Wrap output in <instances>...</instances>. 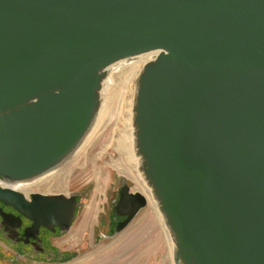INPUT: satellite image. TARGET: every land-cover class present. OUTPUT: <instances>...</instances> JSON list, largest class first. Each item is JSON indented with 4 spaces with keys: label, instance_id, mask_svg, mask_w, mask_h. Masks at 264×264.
Instances as JSON below:
<instances>
[{
    "label": "water",
    "instance_id": "water-1",
    "mask_svg": "<svg viewBox=\"0 0 264 264\" xmlns=\"http://www.w3.org/2000/svg\"><path fill=\"white\" fill-rule=\"evenodd\" d=\"M152 52L136 148L175 264H264V0H0V181L63 165L93 124L107 68ZM0 200L60 233L78 207L75 195L29 203L2 186ZM147 205L124 190L114 234Z\"/></svg>",
    "mask_w": 264,
    "mask_h": 264
},
{
    "label": "rangeland",
    "instance_id": "rangeland-1",
    "mask_svg": "<svg viewBox=\"0 0 264 264\" xmlns=\"http://www.w3.org/2000/svg\"><path fill=\"white\" fill-rule=\"evenodd\" d=\"M117 105L118 102L114 106L115 112ZM114 126V121L110 122L97 138L93 137L87 147L89 156L82 152L73 162L78 166L70 169L75 170L70 180V190L79 196V202L69 232L59 233L57 238H54L53 245H50L58 249L55 256L57 260L46 261L43 258L26 256L22 258L30 260L18 259V249L0 238V264L172 263L165 232L152 207L149 208L148 205L122 232L109 235L101 232L105 223L108 221L109 224L111 220L110 205L119 185L117 171L106 164L118 158L113 146L105 150L111 141ZM98 152L104 154L96 159L94 156ZM66 172L55 181L60 185V190L64 189V184L59 183V179L63 178Z\"/></svg>",
    "mask_w": 264,
    "mask_h": 264
},
{
    "label": "bare ground",
    "instance_id": "bare-ground-1",
    "mask_svg": "<svg viewBox=\"0 0 264 264\" xmlns=\"http://www.w3.org/2000/svg\"><path fill=\"white\" fill-rule=\"evenodd\" d=\"M157 55V52L140 54L122 59L107 68L100 92V104L94 117L93 124L83 141L63 165L28 181H0V186L9 187L25 194L39 191L51 192L53 189H58V183L50 184L49 182L57 180L64 172L68 171L69 167L82 152H85L87 154L86 156H89V148L87 149V147L91 143L93 137L94 139L97 138L101 130L110 122L114 121L115 126L112 130L111 141L105 147V150L113 146L118 154V158L111 162H106V164L111 167H113L114 164L117 170L124 173L125 175H122L133 183V188L146 197L148 207H152L165 232L170 248L171 264H173L175 263V239L161 212L160 205L154 196L153 190L148 185L141 171L142 158L137 153L136 130L134 124L137 82L144 68L149 63L153 62ZM117 102V112H115L114 106ZM103 154L104 153L98 152L93 156L99 159ZM118 171L117 173L119 174Z\"/></svg>",
    "mask_w": 264,
    "mask_h": 264
},
{
    "label": "flooded vegetation",
    "instance_id": "flooded-vegetation-1",
    "mask_svg": "<svg viewBox=\"0 0 264 264\" xmlns=\"http://www.w3.org/2000/svg\"><path fill=\"white\" fill-rule=\"evenodd\" d=\"M85 155L87 154L85 153ZM77 166L78 165L76 164H72L68 169L69 171L64 174L63 178L59 179V183L61 182L62 184H64L63 190L59 189V185L58 192H55V190L57 189H53V191L51 192L39 191L30 192L29 194H25L22 192L25 195L27 202L31 203L33 200V195L35 194H40L43 196L64 195L67 198H71L73 195H75L77 196V202H79V196L72 193V191L70 190V180L75 173V170L70 171V169H73ZM113 168L118 171L114 164ZM116 174L119 176V185L117 187V190L114 192L112 205H110L111 220L109 224L107 221L105 223V226L102 227L103 229L101 232L105 235L113 234L116 227L124 222L127 218L126 215H117V211L115 210V206L119 204V201L123 196V191L129 189L130 192H134L133 183L125 176H123L125 174L121 172H119V174L116 172ZM53 181L54 180L49 183H57L55 182L56 180L54 182ZM134 190L136 189L134 188ZM118 212H127V210L121 209ZM1 213H5L7 219ZM60 230L61 229L57 226L47 227L40 222L36 224L32 219L19 213L15 208L5 204L0 200V238L4 239V241H7L11 246H15L18 249V253L20 256L18 259L30 260L29 258H43L46 261L57 260L55 256L56 253H58V249H56V246L50 245H53V240L54 238H57ZM22 256H26L29 258L25 259L22 258Z\"/></svg>",
    "mask_w": 264,
    "mask_h": 264
}]
</instances>
